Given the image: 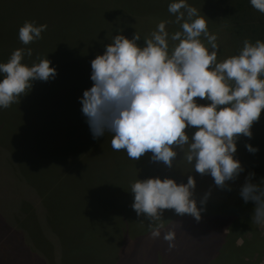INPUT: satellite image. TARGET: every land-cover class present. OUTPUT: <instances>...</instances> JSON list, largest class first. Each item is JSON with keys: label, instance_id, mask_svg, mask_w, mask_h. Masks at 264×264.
Wrapping results in <instances>:
<instances>
[{"label": "rangeland", "instance_id": "374dc122", "mask_svg": "<svg viewBox=\"0 0 264 264\" xmlns=\"http://www.w3.org/2000/svg\"><path fill=\"white\" fill-rule=\"evenodd\" d=\"M170 2L0 0V59L8 61L14 50L31 48L32 56L25 55L22 63L28 66L39 63L35 54L42 51L44 59H49L50 66L57 70L55 79L34 81L19 103L0 111L5 115L0 119L1 135L9 136L13 126L21 124L26 139H33L31 150H26L30 165L26 161L18 169L8 160L4 163L0 160V264H116L118 256L120 264H162L163 260L165 264L162 252L167 251L174 264H209L210 253L218 242L219 220L224 221V234L230 235L224 238V249L251 239L256 249L250 256H243V261L264 264V225L252 222L255 204L244 203L239 193L219 200L207 198L203 205L209 206L203 209L200 221L189 215L176 217L173 225L164 229L175 233L172 250L163 239L148 237L131 249L133 253L126 248L119 252L135 229L140 231L146 226L144 222L134 224L137 214L127 195L121 194L129 191L131 181L142 173L141 165L137 166L140 159L128 158L123 150L114 151L111 133L93 139L79 98L92 86L90 62L103 54L112 36L122 31L131 39L137 32L141 36L138 43L142 45L160 21L170 22L166 25L171 28L167 29L170 33L179 30V25L171 23L175 16L167 10ZM188 3L208 18L209 28V7L213 1L188 0ZM25 21L47 25L42 38L29 45H23L18 38ZM209 31L218 37V60L229 57L220 28ZM73 94L77 95L76 100L70 96ZM187 131L191 135L194 129ZM251 131L250 139L241 136L237 141L236 153L241 156L253 154L245 144L261 148L259 156L264 152V111ZM78 141L81 146L75 145ZM70 147L71 150L77 147L80 152L74 169L65 171V166L44 172L50 155H69ZM43 153L42 159L39 156ZM37 198L32 214L28 213L24 219L27 227L24 229L20 225L24 206ZM104 230L108 233L106 239ZM109 250L114 252L110 254L114 261L101 263L102 253ZM127 253L129 257L125 260Z\"/></svg>", "mask_w": 264, "mask_h": 264}, {"label": "clouds", "instance_id": "9594fccd", "mask_svg": "<svg viewBox=\"0 0 264 264\" xmlns=\"http://www.w3.org/2000/svg\"><path fill=\"white\" fill-rule=\"evenodd\" d=\"M249 3L264 14V0ZM167 10L179 30L170 33V22L160 21L142 45L137 32L129 39L121 31L90 62L92 86L79 98L81 112L93 139L112 134L114 151L123 150L135 161L151 153V162L169 169L182 160L193 172L211 176L218 188L231 190L228 182L244 172L235 157L237 141L252 137V126L264 111V41L245 39L238 54L218 60V37L200 10L188 0H171ZM46 29V24L25 21L18 38L29 45ZM25 55L31 57L32 49H16L6 63L0 62V109L19 103L34 81L57 75L49 59L28 66L22 63ZM245 147L258 151L251 144ZM253 176L245 178L239 195L244 203L255 204L252 222L264 225V180L252 183ZM195 189L193 175H187L186 183L159 176L136 179L131 207L148 221L151 238L163 239L172 250L175 233L164 230V212L199 221L203 208ZM206 199L207 194L200 204Z\"/></svg>", "mask_w": 264, "mask_h": 264}, {"label": "trees", "instance_id": "16d2710c", "mask_svg": "<svg viewBox=\"0 0 264 264\" xmlns=\"http://www.w3.org/2000/svg\"><path fill=\"white\" fill-rule=\"evenodd\" d=\"M212 1L213 4L209 7L211 11L209 12V29L214 27L220 28L222 38L224 41H226V45L229 48V56L238 54L239 50L243 46V41L245 39H249L253 43L257 39L264 41V14H261L257 10H255L250 5L249 0ZM167 29L171 30V28ZM44 56V52L37 51L35 54V60L44 59ZM0 62H4V60L0 59ZM6 62L7 61H5V63ZM70 96L72 97V99L74 98L76 100L77 95L73 94ZM31 104L32 102L28 105V107L31 106ZM11 106H13V104ZM0 111L2 112L3 109H0ZM4 116L5 115L3 113H0V119L4 118ZM21 127H23L21 124L14 125L12 130L9 131V136L1 135L2 128L0 127V153L3 154V156H0V160H3V163L8 160L9 164L14 165L18 169H20L19 166H23V163L26 161H28L30 165V160L29 158H27L28 155L26 154V150H31L30 142H33V139H26V135L22 131L23 129ZM75 141L76 140H74V142ZM81 144L82 142L78 141V144L75 145L81 146ZM260 151L261 148H259L258 151L253 154L244 153L243 156L239 155L238 153L235 154V157L240 160L242 167L244 168V172H242L234 182H228V187H230L231 190H228L227 187L225 189L218 188L217 186H215L211 176H202L198 173L193 172V166L188 165L182 160L174 162L175 166L171 169L167 168L162 163L151 162V153L147 157H141L138 161L137 166L141 165L142 173H138L131 181V184L135 182L136 179L143 180L149 177L156 176H159L161 178H173L177 181V183H186L187 175H193L196 181V189L194 193L196 200L204 199L206 194L207 198H218L219 200L221 197L238 195L240 188L244 184L245 178L249 175V173H254V176L251 179L252 183L259 184L262 180H264V152H262V155L259 156ZM79 154L80 152L77 151V147L73 148L72 150L70 147L69 155H50V157H48L49 161L46 163V166L44 165V172L51 169L55 170L57 168H62L65 166V171L67 170V168L69 169V171H71L75 168L76 164L79 161ZM44 156L45 154L43 153V155H40L39 157H42L43 159ZM180 158L181 156L178 155L177 160H179ZM262 186H264V182H262ZM130 191L131 189L129 191L125 190V193L121 192V194H123L124 196L127 195L130 202L133 203V194ZM37 202L38 198L34 199L32 204H27V207L24 206L23 214L20 217L22 219V222L20 224L22 228H27L24 224V219L28 217V213L32 214V207L34 208L33 205H37ZM212 205H216V203ZM207 206L209 205L198 204V207H202L203 209H205V207ZM176 217L179 216H177L173 210H165L163 215V223L165 225V228L173 225L172 223L173 221L175 222ZM133 222L134 224L138 222H144L146 226L140 231L138 229H135V233L129 236V239L126 240L124 244L120 247L119 252L126 248L128 253H133L131 249H135L137 246L144 243V241L147 240L148 237H151L148 228V221L145 220L143 216H136ZM219 222L221 226L218 227V242L215 244L213 252L210 253L209 264H251L247 261L244 262V259H242V257H246L248 255L250 256V252L256 249V245L253 243V240L249 239L248 241H243V245L239 246L232 244L228 247V249H224L222 246L224 245V238L230 237V235L224 234V225L222 226V224H224V221L219 220ZM104 232L106 234H103V236L106 239L108 237V233L105 230ZM252 239H255V236H253ZM169 252L170 251H167L166 254L162 252L163 257L166 258L165 264H174L171 259H168L170 257ZM128 253L125 255L127 257L125 258V260H127L129 257ZM110 254H114V252H112V250H109L106 251L105 254L102 253L100 262L106 263L114 261L113 256ZM158 256H160L158 257L159 259L162 258L161 254H159ZM119 257L120 259L118 261L116 260V264H120L121 262V256H118V258ZM101 260H103L104 262H102ZM162 264H164V260L162 261ZM254 264H256V262Z\"/></svg>", "mask_w": 264, "mask_h": 264}]
</instances>
